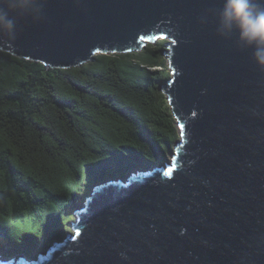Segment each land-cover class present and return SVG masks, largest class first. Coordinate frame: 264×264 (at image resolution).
I'll return each instance as SVG.
<instances>
[{
    "label": "water",
    "instance_id": "95a60500",
    "mask_svg": "<svg viewBox=\"0 0 264 264\" xmlns=\"http://www.w3.org/2000/svg\"><path fill=\"white\" fill-rule=\"evenodd\" d=\"M219 6L41 0L0 32L1 51L59 69L167 40L179 127L171 160L97 181L45 249L0 231V264H264V70L199 21Z\"/></svg>",
    "mask_w": 264,
    "mask_h": 264
},
{
    "label": "trees",
    "instance_id": "16d2710c",
    "mask_svg": "<svg viewBox=\"0 0 264 264\" xmlns=\"http://www.w3.org/2000/svg\"><path fill=\"white\" fill-rule=\"evenodd\" d=\"M168 41L59 69L0 50V231L45 249L93 185L169 159Z\"/></svg>",
    "mask_w": 264,
    "mask_h": 264
},
{
    "label": "clouds",
    "instance_id": "9594fccd",
    "mask_svg": "<svg viewBox=\"0 0 264 264\" xmlns=\"http://www.w3.org/2000/svg\"><path fill=\"white\" fill-rule=\"evenodd\" d=\"M41 0H4L0 4V32L14 34L17 18L38 9ZM215 25L217 36L233 40L235 47L249 51L252 62L264 70V0H220L219 8L205 11L199 21ZM124 259L127 256L121 253Z\"/></svg>",
    "mask_w": 264,
    "mask_h": 264
},
{
    "label": "rangeland",
    "instance_id": "374dc122",
    "mask_svg": "<svg viewBox=\"0 0 264 264\" xmlns=\"http://www.w3.org/2000/svg\"><path fill=\"white\" fill-rule=\"evenodd\" d=\"M158 40H160V39H158ZM158 40H157V41H158ZM167 61L169 62L168 59H167ZM174 148H175V147H174ZM174 148H173L172 152L174 151ZM172 154H173V153H172ZM172 154L169 156V159H170V160L172 159V156H173ZM169 159H168V160H169ZM84 200H85V199H84ZM84 200H83V201H84ZM78 209H79V208H78ZM74 220H75V219H74Z\"/></svg>",
    "mask_w": 264,
    "mask_h": 264
},
{
    "label": "snow or ice",
    "instance_id": "6c2138e0",
    "mask_svg": "<svg viewBox=\"0 0 264 264\" xmlns=\"http://www.w3.org/2000/svg\"><path fill=\"white\" fill-rule=\"evenodd\" d=\"M168 173H165V175H167Z\"/></svg>",
    "mask_w": 264,
    "mask_h": 264
}]
</instances>
